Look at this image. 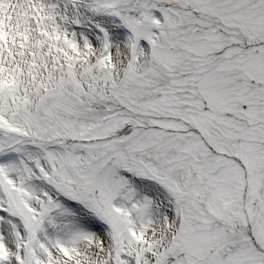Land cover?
I'll list each match as a JSON object with an SVG mask.
<instances>
[{
    "label": "snow or ice",
    "instance_id": "obj_1",
    "mask_svg": "<svg viewBox=\"0 0 264 264\" xmlns=\"http://www.w3.org/2000/svg\"><path fill=\"white\" fill-rule=\"evenodd\" d=\"M0 264H264V0H0Z\"/></svg>",
    "mask_w": 264,
    "mask_h": 264
}]
</instances>
